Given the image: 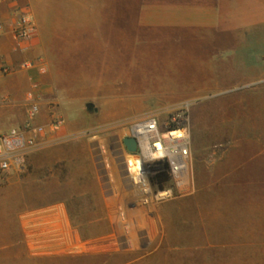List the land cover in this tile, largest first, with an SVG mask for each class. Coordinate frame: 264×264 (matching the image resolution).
<instances>
[{"label":"rangeland","instance_id":"rangeland-1","mask_svg":"<svg viewBox=\"0 0 264 264\" xmlns=\"http://www.w3.org/2000/svg\"><path fill=\"white\" fill-rule=\"evenodd\" d=\"M137 47L144 51L127 54L143 57L79 60L88 73L60 76L57 99L79 116L94 106L81 131L101 135L104 165L119 186L111 191L115 216L74 220L82 249L72 253L34 256L0 238V264H264V50L253 58L243 42L234 51L226 34L214 58L170 52L165 42ZM49 105L40 123L54 110L72 122ZM149 113L162 129L189 127L190 157L188 189L147 206L127 201L109 137Z\"/></svg>","mask_w":264,"mask_h":264},{"label":"crops","instance_id":"crops-1","mask_svg":"<svg viewBox=\"0 0 264 264\" xmlns=\"http://www.w3.org/2000/svg\"><path fill=\"white\" fill-rule=\"evenodd\" d=\"M17 9L28 10L35 25L32 36L21 40L12 32ZM0 21V66L9 69L0 72V94L8 96L0 103V132L25 118L32 88L42 94L37 122L46 121L49 104L58 105L60 76L88 73L79 60L143 57L127 53L144 51L137 44L164 42L170 52L193 48L214 58L223 51L224 34L234 51L243 42L253 58L264 50V0H13L0 3ZM26 60L32 65L22 68ZM58 108L72 122L62 124L59 139L32 152L24 171L0 186V238L34 256L80 251L74 220L115 216L101 135L81 131L80 119L93 108L86 104L83 116L76 108ZM109 139V154L120 167L123 138Z\"/></svg>","mask_w":264,"mask_h":264},{"label":"built area","instance_id":"built-area-1","mask_svg":"<svg viewBox=\"0 0 264 264\" xmlns=\"http://www.w3.org/2000/svg\"><path fill=\"white\" fill-rule=\"evenodd\" d=\"M13 0H0L5 3ZM17 18L13 24L12 32L16 40L32 36L35 25L28 10L17 9ZM3 23L0 21V33ZM32 65L30 61H23L22 68ZM9 71L7 66H0L1 73ZM25 118L0 132V185L8 182L10 177L21 174L27 167L28 156L37 150L58 140V132L63 119L53 112L45 123L37 122L41 109L42 94L39 90L29 89L26 92ZM8 96L0 94V103H5ZM134 137L136 150L129 152V156L137 165L132 171L129 164L126 168H117L118 179L122 180V188L126 193L127 201L139 202L150 206L154 203L164 202L188 189L187 182L188 161L190 157V132L187 125L168 126L160 128L155 114H143L129 121L127 132L121 135ZM125 164V159H123ZM127 163V159H126ZM111 184V191L119 187L113 175L107 173ZM125 174L130 184H124ZM117 186V187H116ZM120 190V188H118ZM137 194V198L134 196ZM136 209V204L131 207Z\"/></svg>","mask_w":264,"mask_h":264},{"label":"water","instance_id":"water-1","mask_svg":"<svg viewBox=\"0 0 264 264\" xmlns=\"http://www.w3.org/2000/svg\"><path fill=\"white\" fill-rule=\"evenodd\" d=\"M87 108L92 109L94 106L92 103H87ZM122 142L129 152H134L136 150V140L134 137L126 136L122 139Z\"/></svg>","mask_w":264,"mask_h":264},{"label":"bare ground","instance_id":"bare-ground-1","mask_svg":"<svg viewBox=\"0 0 264 264\" xmlns=\"http://www.w3.org/2000/svg\"><path fill=\"white\" fill-rule=\"evenodd\" d=\"M124 159H125V164L123 163L122 164V167L120 168H123V171L124 169L126 168V164L128 165L129 164V168L130 170L134 171L136 170V167L137 165H135L134 161L129 157V156H124ZM126 159H127V163H126ZM124 162V161H123ZM111 170V169H110ZM114 171V170H112ZM114 174V173H113ZM118 176V175H117ZM109 179V178H108ZM106 182H109V181H106ZM124 184H130V179L129 177L125 174V177H124ZM129 232V231H128ZM128 232L125 231V233L129 234Z\"/></svg>","mask_w":264,"mask_h":264}]
</instances>
